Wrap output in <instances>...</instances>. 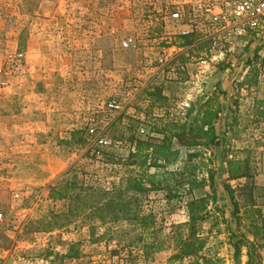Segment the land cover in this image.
<instances>
[{"label": "rangeland", "instance_id": "rangeland-1", "mask_svg": "<svg viewBox=\"0 0 264 264\" xmlns=\"http://www.w3.org/2000/svg\"><path fill=\"white\" fill-rule=\"evenodd\" d=\"M30 1L42 2L24 0L25 4L20 6L23 12L30 13L36 9V5ZM78 2L80 5L76 7L77 11L80 13L86 8L90 9L93 18L86 21L83 16H79L75 29L105 35L101 43V47L107 51L103 60V74L96 76L98 80L89 82L85 79V71H77V77L80 78L78 88L71 80L74 73L61 61V65L52 67L53 70L47 71L51 66L42 68L41 74L57 75L58 68L62 67L65 71L62 78L65 87H56V93L71 100L77 91L85 98L92 97L93 101H99V104L95 110L88 112H95L94 114L80 121L81 128L76 131H84V135L76 140L77 143L73 140L74 133L71 136L57 133L58 127L54 126L51 132L39 135L37 146L33 145L31 137L30 142L26 143L29 146L27 151L21 150L19 146L20 135H17V139H12L5 133L3 108L0 107V211L4 215V223L0 226V264H192V259L175 258L180 257L189 234L186 204L191 198L205 197L210 193L217 197V201L209 204L205 220L196 226L199 237L207 241L205 256L219 259L221 264H264V132L255 131L260 130L261 123L264 124V106L260 104L255 106L257 114L252 120L241 116V121L234 128L224 122L220 128L222 131H219L223 144L231 149L228 159L231 155L234 159V153L242 159H249L256 174L254 201L250 209L249 203L240 198L235 200L236 207L235 202L224 192V187L228 184L224 159L219 165L223 147L218 150L217 156L212 150L191 152L192 155H201L197 159H191L190 152L183 150L178 161L167 170L176 172L179 178H186L191 169L196 167L198 180L210 182L213 178L214 191L207 186L204 190L186 195L185 188L182 187L179 198L170 200L164 190L151 189L147 194L135 196L138 200L132 212L135 216L131 214L117 223H107L108 220L102 223L98 220L99 216L90 213L91 209L83 207L75 217L52 221L65 226L60 231L47 233L45 229L48 227L49 217L69 211L68 201L50 198V188L63 174L75 166L78 170L76 184L78 187L82 185L83 189L90 185L112 187L115 183L119 184L123 170L111 165L108 158H124L128 155L129 145L125 140L130 134L140 136V127H147L151 131L160 122L170 121V116L183 100L194 104L203 98L198 94L210 96L214 92L211 88L214 80L230 82L237 74L243 73L241 65H248L247 61L254 59L257 47L264 49V45H261L263 40L253 46L263 36L261 28L250 32L233 45L223 46L220 52L214 54L209 53V43L202 40L200 42L194 37L195 44L189 49L190 53L197 60L207 61L208 65L200 67L181 57L177 59V64L183 65L181 60H185V70H180L178 77L173 78L163 72L156 62L163 48L158 38L171 28H167L164 18V7L171 0ZM173 10V7L169 8L170 12ZM67 17L66 14L65 18ZM63 23L65 32L70 31L69 22ZM198 26L200 28L196 30L197 34L205 39L208 29ZM176 30L173 28L172 31ZM112 32L132 41L133 47L120 54L123 64H117L111 53L113 41L106 38V35ZM22 40L25 41V38ZM142 40L148 46L150 43L147 40L151 41L153 51L157 54L153 56V72L145 79V71L136 66L143 56L139 55ZM1 43L4 44L2 39L0 45ZM2 50H7V53L4 54V65L0 70V81L12 75L8 55L23 53L26 58L27 53L12 47ZM195 50L198 54L193 53ZM60 56L68 61L70 55L65 52ZM257 58L258 63H264V53L260 52ZM234 62L238 64L235 65ZM34 65L40 69L38 63ZM52 80L58 84V81ZM257 84L258 82L251 87L241 84V87H236L238 90L235 93L243 94L256 88ZM155 88L161 90L162 99H153V104L146 107L144 101H152L149 93ZM114 99L121 103L122 112L108 110L107 103ZM226 104L230 106L229 103ZM234 106L236 104L232 103V107ZM154 114L164 115L159 118L154 117ZM90 130H93V134H90ZM102 139L110 141L112 146L108 149L101 148L98 141ZM91 149L92 152H89ZM70 181L74 182L73 178ZM228 185L232 189L238 186L237 182ZM104 217L108 219L110 211H106ZM144 217L148 218V223L154 221L146 231L142 228L146 223H142ZM45 219L47 221L44 224ZM256 227L260 230L257 231ZM114 251L118 252L117 256L113 255Z\"/></svg>", "mask_w": 264, "mask_h": 264}, {"label": "crops", "instance_id": "crops-1", "mask_svg": "<svg viewBox=\"0 0 264 264\" xmlns=\"http://www.w3.org/2000/svg\"><path fill=\"white\" fill-rule=\"evenodd\" d=\"M30 3L35 4L36 9L30 13H25L20 8L25 4L24 0H0V39L4 43L0 45V70L4 65V54L7 53V50L2 49L12 47L14 50L22 49L27 52L23 75L9 77L8 80L11 86L0 89L2 93L0 94V107L3 108L4 131L12 139H17V135H20L19 146L21 150L25 151L29 148L26 143L30 142L31 137V142L37 146L39 135L46 133V131L51 132L54 126L58 127L59 131L57 133L71 136L81 128L79 127L80 121L94 114L95 112H88L95 110L99 104V101H93L92 97L85 98L77 91L71 97V100L62 98L61 95L56 93V87H65L62 82V78L65 76L64 69L62 67L58 68L59 73L57 75L52 73L45 76L41 74V69L47 66H51L49 68L59 66L61 61L74 73L71 80L78 88L80 78L77 77L79 75L77 71H85V79L89 82L98 80L96 76L103 74V60L107 52L101 47L105 35H97L87 31L79 32L75 29V27L77 28L76 23L79 16H83L86 21H91L93 18L90 9L86 8L80 13L77 11L76 7L80 5L78 0H42V2L34 3V1H30ZM152 10H149V12ZM66 14L67 19L65 18ZM63 22H69L68 28L70 31L65 32ZM151 24H153L152 21ZM185 29H187V26H182L181 29L173 32V28H169L168 32L177 34L180 30ZM261 30H263L261 32L263 36L261 40L253 44L254 47L262 40L261 45H264V28H261ZM106 36V38L113 41L114 47L111 53L116 63L123 64V61H120V54L124 50L120 49L119 42L125 37L114 32ZM196 37L199 41L203 39L198 34ZM22 38H25V41ZM147 42L150 43V46L143 40L141 42L143 46L140 47L142 49H140L139 55L142 54L143 56L137 61L136 65L137 69L145 71L144 79L152 74L154 69L153 56L157 55L153 51L151 41L147 40ZM195 49L197 50V48ZM196 50L193 53L198 54ZM65 52L70 55L68 61H64L60 56ZM261 52L264 53V49ZM140 61L144 63L143 67L139 66ZM37 63L40 69L34 65ZM234 64L237 65L238 63L234 62ZM240 67V70L243 71L242 76L237 74L230 82L226 83L224 81L221 83V88L226 96L223 101V118L216 125L218 135L224 122L229 124L234 120L240 122L239 118L241 116L252 120L257 114H255V106L258 107L259 104L264 106V74H262L264 63H257L254 67L243 64ZM49 68L47 71L53 70V68ZM234 70L237 71V68ZM252 71H258V74L260 72L257 79L258 86L243 94H236L235 92L238 90L236 87H241L245 77ZM52 79L58 81V84L56 85ZM165 95L167 94L165 93ZM144 103L147 107L150 103L152 104V101L146 100ZM226 103H229L230 106ZM232 103H235L236 106L232 107ZM82 111L84 113H81ZM163 115L154 114L153 116L160 118ZM260 126V130H255L256 133L259 131L264 132V124L261 123ZM238 127H240V124ZM219 149L221 147L212 149V152L217 156ZM219 160L220 165L222 156Z\"/></svg>", "mask_w": 264, "mask_h": 264}, {"label": "trees", "instance_id": "trees-1", "mask_svg": "<svg viewBox=\"0 0 264 264\" xmlns=\"http://www.w3.org/2000/svg\"><path fill=\"white\" fill-rule=\"evenodd\" d=\"M176 43L181 48H191L195 44L194 35L187 38L177 37ZM261 51V47L256 48L254 59L247 61L249 66L254 67L258 63L257 55ZM185 62V60H181L183 65ZM257 77L258 71H252L245 77L243 85L248 87L256 85ZM211 88L214 92L192 104L186 112L185 119L162 121L157 127L152 128L150 134L146 137L130 134L125 140L129 145L128 155L124 158L114 156L108 158L111 165L119 166L123 170V176L119 184L115 183V186L112 187L90 185L83 189L82 185L78 187L76 184L78 170L75 166L63 174L50 188V198L68 201L69 211L66 214L51 215L49 217L50 221L45 219L44 224L46 221L48 222V227L44 225V227H47L45 229L47 233H53L55 230L60 231L65 226L58 222L52 223V221L56 222L75 217L80 214L83 207L91 209L90 213L93 212L92 215L99 216L100 219L98 220L102 223L107 222V220V223H117L133 214V208L138 204L135 196L147 194L151 189L164 190L170 200L179 198V191L182 187L185 188L186 195L204 190L207 186L214 191L213 178L210 182L198 180L196 167L191 169L186 178L183 176L179 178L176 172L167 170L169 166L178 161L183 150L190 152L191 159H197L201 155L199 153L192 155L191 152H195V150H200V152L210 151L223 147L222 159H224L226 166L227 182L228 184L231 182H237L238 184L236 189H232L226 184L224 192L232 202H235L236 207L235 200L240 198L249 203L248 208L250 209L254 201L256 174L253 172L249 159H242L237 153H234V159H228V153L231 149L225 147L224 141L219 139L216 128L224 112L222 99L225 98L226 94L221 88V80L219 79L213 81ZM149 97L153 104V99H162V92L160 89L155 88L152 93H149ZM236 123L235 120L232 121L229 127L234 128ZM83 135L84 131H76L73 134V140L77 143L76 140L81 136L83 137ZM92 150L89 152H92ZM152 171L155 172L152 173ZM71 178L74 180L72 183ZM216 201L217 197L210 193L205 197L191 198L187 202L189 234L181 249L180 257H175L177 260L192 259V264H221L219 259L205 256L207 241L199 237L196 229L197 224L205 220L209 204L211 202L215 204ZM80 203H83V205L80 206ZM106 211H110L108 219L104 217ZM256 213L259 214L257 211ZM147 220L146 217L142 218V223L146 222L145 225H142L143 231L148 230L154 224V221L148 223ZM255 229L260 230L257 227ZM257 231L255 232L257 233ZM113 255L117 256L118 252L114 251Z\"/></svg>", "mask_w": 264, "mask_h": 264}, {"label": "built area", "instance_id": "built-area-1", "mask_svg": "<svg viewBox=\"0 0 264 264\" xmlns=\"http://www.w3.org/2000/svg\"><path fill=\"white\" fill-rule=\"evenodd\" d=\"M170 7L174 8L172 12L169 11ZM164 18L167 22H165L167 28L171 27L179 30L182 26H187V29L180 30L177 34L167 32L158 38L163 48H161L162 50L156 62L163 72L170 77L177 78L179 71L185 70L183 65L177 64V59L181 57L191 63H197L200 67L208 65L207 61L195 59L190 53V48L179 47L176 43L177 37L187 38L191 35L196 37L198 28H200L198 25H201L204 29H208L205 32L206 38H203L202 42L209 43V53H218L223 46L233 45L234 42L247 37L250 32L263 27L264 0H219L213 2H204L203 0H171V3H167L164 7ZM119 47L124 51H128L133 47L132 41L128 38L122 39L119 42ZM7 61L12 64V75L9 77L23 75L25 65V55L23 53L9 54ZM143 65L144 63L140 61L139 66L143 67ZM9 77L1 79L0 88L6 89L11 86L8 80ZM198 95L200 98L204 97L202 94ZM191 106V101H181L169 120L185 119L186 112ZM107 108L109 111L115 113L123 111L121 103L115 99L107 103ZM90 134H93V130H90ZM138 134L146 137L150 134V131L147 127H140ZM98 145L101 148L108 149L112 146V143L102 139L98 141ZM229 159L232 160L233 155L229 156ZM3 223L4 215L0 211V226Z\"/></svg>", "mask_w": 264, "mask_h": 264}]
</instances>
